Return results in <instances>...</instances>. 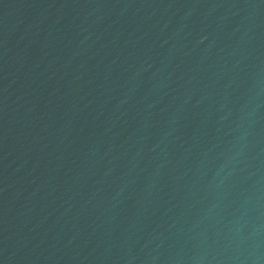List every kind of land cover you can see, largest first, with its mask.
Returning a JSON list of instances; mask_svg holds the SVG:
<instances>
[{"label":"water","instance_id":"1","mask_svg":"<svg viewBox=\"0 0 264 264\" xmlns=\"http://www.w3.org/2000/svg\"><path fill=\"white\" fill-rule=\"evenodd\" d=\"M0 264H264V0H0Z\"/></svg>","mask_w":264,"mask_h":264}]
</instances>
